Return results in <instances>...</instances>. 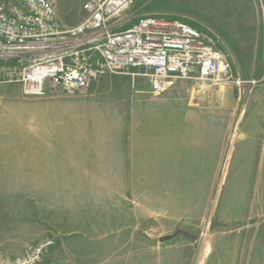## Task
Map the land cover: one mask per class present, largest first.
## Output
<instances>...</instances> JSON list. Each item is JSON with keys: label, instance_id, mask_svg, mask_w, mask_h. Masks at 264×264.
Here are the masks:
<instances>
[{"label": "rangeland", "instance_id": "1", "mask_svg": "<svg viewBox=\"0 0 264 264\" xmlns=\"http://www.w3.org/2000/svg\"><path fill=\"white\" fill-rule=\"evenodd\" d=\"M147 16L207 32L245 82L182 79L169 103L132 73L41 96L0 81L1 251L52 240L56 262L64 242L72 257L81 232L97 243L106 222L140 223L144 209L146 257L155 244L179 264H264V0H134L118 29ZM168 132L185 144L154 154Z\"/></svg>", "mask_w": 264, "mask_h": 264}, {"label": "built area", "instance_id": "2", "mask_svg": "<svg viewBox=\"0 0 264 264\" xmlns=\"http://www.w3.org/2000/svg\"><path fill=\"white\" fill-rule=\"evenodd\" d=\"M133 3L86 0L81 22L65 25L53 0H0V81L20 84L30 96L56 87L81 92L105 72L143 76L155 95L182 79L245 82L234 76L230 54L188 23L147 16L118 29ZM52 246L47 240L22 254L0 250V264H46Z\"/></svg>", "mask_w": 264, "mask_h": 264}, {"label": "crops", "instance_id": "3", "mask_svg": "<svg viewBox=\"0 0 264 264\" xmlns=\"http://www.w3.org/2000/svg\"><path fill=\"white\" fill-rule=\"evenodd\" d=\"M56 11L59 13V20L64 19L65 15L63 11H79L84 12L83 4L86 0H53ZM57 13V15H58ZM81 22V21H80ZM63 23V22H62ZM64 24V23H63ZM66 25V24H65ZM75 25V24H73ZM188 91L185 84L177 81L171 86L162 96V100L171 102L176 96L182 95L180 92ZM169 129H171L169 127ZM182 139V138H181ZM180 138L172 135L168 132L163 135H154L153 145L154 154L156 155H168L171 153V147L179 144ZM180 145H184V137L180 140ZM157 165V164H156ZM139 212L138 206L129 207V211L123 212L125 217L123 219H132L134 215ZM140 223L136 220V223H129L126 220L120 222V226L112 227L110 222H106V225L102 231H100V241L94 242L91 239L89 232H81L77 248L76 245H72V257L66 256L63 252L66 246L64 242L62 247L57 248V258H55L58 264H179L175 258L160 255V245L153 244L152 257H146L145 255V238H144V209L140 212ZM89 235V236H87ZM68 244V243H67ZM95 249H94V248ZM97 247V248H96ZM15 254L16 253H12ZM189 264V263H185Z\"/></svg>", "mask_w": 264, "mask_h": 264}]
</instances>
